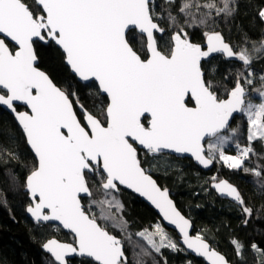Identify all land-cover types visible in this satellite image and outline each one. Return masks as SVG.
I'll return each instance as SVG.
<instances>
[{
  "label": "snow or ice",
  "instance_id": "obj_1",
  "mask_svg": "<svg viewBox=\"0 0 264 264\" xmlns=\"http://www.w3.org/2000/svg\"><path fill=\"white\" fill-rule=\"evenodd\" d=\"M233 2L165 0L166 13L157 14L152 0H33L31 5L27 0H0V106L14 114L35 156L24 185L30 197L26 211L38 223L58 221L75 237L73 243L50 239L43 245L52 264H69L72 256L90 258L94 264H128L122 241L98 223L115 220L112 209L122 210L112 195L119 186L147 197L179 230L187 249L208 264H230L200 234L189 235L190 221L143 166L147 161L140 152L190 153L205 167L218 152L230 168L249 171L244 165L256 154L253 142H264V76L260 102L246 99L244 85L254 83L250 71H237L234 87L221 98L202 61L223 53L246 70L264 56V41L252 44L251 50L247 44L234 49L221 33L211 31L204 33V50L186 31L206 25L213 14L231 16ZM163 15L174 31L162 47L156 34L165 33L157 22ZM258 15L264 20V9ZM134 30L143 38L140 47L134 46ZM38 43L60 48L75 76L97 83L98 94L107 98L100 116L39 69ZM18 105L27 110L18 111ZM237 112L248 117V144H237V155H225L222 146L236 134L230 124ZM206 138L215 141L208 143L207 155ZM0 154L16 155L7 150ZM10 179L15 181L14 176ZM90 180L102 191L103 198L91 202L99 216L81 203V194L93 195ZM215 187L226 189L245 217L253 215L235 187L223 181ZM137 235L156 252L182 251L160 225ZM231 243L242 259L244 245L236 239ZM251 247L259 251L257 245Z\"/></svg>",
  "mask_w": 264,
  "mask_h": 264
},
{
  "label": "trees",
  "instance_id": "obj_2",
  "mask_svg": "<svg viewBox=\"0 0 264 264\" xmlns=\"http://www.w3.org/2000/svg\"><path fill=\"white\" fill-rule=\"evenodd\" d=\"M27 2L33 4V0ZM153 5L157 14L166 13L168 8L165 0H155ZM232 7L235 11L231 16L213 14V18L209 19L206 25L186 28L191 41L204 43V33L216 31L220 32L234 49L244 47L245 44L249 45L250 50L252 44L259 46L264 41V20L259 17L258 12L264 9V0H234ZM180 19L183 23V17ZM157 22L166 30L161 39L167 43L174 29L169 27L166 15ZM135 33L134 46L140 47L143 38L137 31ZM165 43L162 42L161 46H165ZM36 51L40 68L62 89L75 92L80 103L93 114L100 116L107 98L98 94L97 84L94 81L81 83L65 63L62 50L54 44L38 43ZM203 67L206 73H210L208 78L218 88L221 98H225L227 91L234 87L237 71H244L245 74L252 72L254 83L249 87L262 88L260 75L264 74V56L255 58L246 70L235 59H228L223 55L203 61ZM77 111L80 112L78 108ZM232 126L237 127L239 133L234 141H240L245 144L243 147L246 146L248 140L245 114L236 117ZM253 146L256 154L251 155L244 165L249 169L248 172L232 169L218 159H214L211 169L204 170L190 158L171 154L153 156L145 154L143 150L140 152L141 159L147 161L143 166L154 175L162 187L170 190L177 206L192 220L196 233L226 255L232 264H264V255L261 254L264 253V142L256 140ZM235 148L233 144V147L231 145L226 151L237 155ZM5 150L16 155L15 158H9L0 154V264H52L53 259L45 253L43 244L52 237L74 242V237L59 225L34 223L27 216L26 208L30 198L24 185L35 156L14 117L0 106V153ZM253 169L261 171L262 175L256 176ZM13 176L14 182L10 179ZM221 179H226L239 188L246 205L254 210L251 217H245L238 203L220 197L212 189V183ZM244 181L251 182L260 195L245 190L242 186ZM90 184L93 195L83 198L82 202L86 211L91 209L90 214L99 216L98 208L87 201L102 199V191L92 180ZM112 195L123 205L122 210L112 212L115 220L103 223L98 219V222L110 233L121 239L125 238L123 242L128 264H189V261L191 264H205L201 258L188 253L179 243L176 233L167 228L166 231L172 235L182 251L162 248L160 252H156L151 249L137 233L160 224L158 214L139 196L125 188L120 187L119 191ZM246 218L247 224L244 223ZM233 239L244 245L242 259L234 251L231 243ZM252 244L257 245L259 251L252 249ZM70 264L94 262L88 258L76 257Z\"/></svg>",
  "mask_w": 264,
  "mask_h": 264
},
{
  "label": "water",
  "instance_id": "obj_3",
  "mask_svg": "<svg viewBox=\"0 0 264 264\" xmlns=\"http://www.w3.org/2000/svg\"><path fill=\"white\" fill-rule=\"evenodd\" d=\"M154 2V0H152V3ZM160 25V24H159ZM160 27H161V25H160ZM135 31H137L138 32V30H135ZM165 32H166V30H165ZM220 33V32H219ZM165 34V33H164ZM163 34V35H164ZM157 35V38L158 37H160L161 35L159 34V33H157L156 34ZM162 35V36H163ZM222 35V34H221ZM223 36V35H222ZM223 38H224V41L226 42V43H228L229 45H231L226 39H225V37L223 36ZM191 40V39H190ZM191 42H193V41H191ZM194 43V42H193ZM196 44H200L201 45V47L204 49V50H206L207 49V41H206V37H205V42L204 43H196ZM232 46V45H231ZM233 47V46H232ZM234 48V47H233ZM217 55H223L224 57H226L225 56V54H223V53H212V54H210V56L208 57V58H205V60L204 61H208L210 58H212V57H214V56H217ZM227 58V57H226ZM229 59V58H228ZM202 63H203V61H202ZM38 67H39V69L40 70H42V71H44L42 68H40V66H39V62H38V65H37ZM69 67V66H68ZM45 72V71H44ZM72 72V71H71ZM49 77H50V75L47 73V72H45ZM77 77V76H76ZM51 78V77H50ZM52 79V78H51ZM77 79L81 82V83H83V84H88V83H90V82H93V81H83V80H80L78 77H77ZM53 80V79H52ZM54 82V81H53ZM95 82V81H94ZM55 83V82H54ZM96 83V82H95ZM56 84V83H55ZM97 84V83H96ZM57 85V84H56ZM58 86V85H57ZM58 87H60V86H58ZM247 91H248V95H249V90L248 89H246ZM226 98V97H225ZM246 99H247V97H246ZM18 106H20V107H24L23 105H18ZM18 106H17V108H18ZM3 109H5L8 113H10L13 117H14V119H15V116H14V114L10 111V110H8V109H6L5 107H3V106H1ZM86 108V107H85ZM79 109V108H78ZM87 109V108H86ZM25 110H27L25 107L23 108V109H19L18 108V111H25ZM88 110V109H87ZM80 111V110H79ZM89 111V110H88ZM89 112H91V111H89ZM243 113H241V112H237V113H235L234 114V116H233V118H232V120H231V124H230V126L232 125V123H233V121H234V119L236 118V117H238V116H241ZM15 121L17 122V120L15 119ZM17 124H18V122H17ZM19 125V124H18ZM20 127V126H19ZM21 128V127H20ZM22 130V129H21ZM24 134V133H23ZM209 139H212V138H206V141H205V154L207 155V145H206V143H207V141L209 140ZM29 146V145H28ZM29 148H30V146H29ZM30 150H31V148H30ZM32 151V150H31ZM32 153H33V151H32ZM161 154H171V155H175V156H177V157H180V158H190V159H192L196 164H198L199 166H200V168H202V169H204V170H209V169H211L213 166H214V160H213V163L212 164H210L209 166H207V167H205V166H203V165H201L198 161H196V159L190 154V153H175L174 151H172V150H163L162 151V153ZM33 155H34V153H33ZM149 174L152 176V178L156 181V183H157V185L163 190V189H167V188H164V187H162L161 185H160V183L157 181V179L154 177V175H152L150 172H149ZM221 181H223V182H226L227 184H230L231 186H233V187H235L238 191H239V193H240V190H239V188L237 187V186H235L234 184H232V183H230L228 180H226V179H221V180H218V181H215V182H213L212 183V189L220 196V197H223V198H225V199H228V200H230V201H232V202H235V203H238V202H236L234 199H233V197H231V196H228L227 194H226V189H225V191L224 192H222L221 190H219V189H217L216 187H215V185L216 184H218V183H220ZM120 187H122V188H125V189H127V190H129V191H131L132 193H134V194H136L137 196H139L144 202H146L150 207H152L154 210H155V212L158 214V216H159V218H160V220H161V222L164 224V226H166L168 229H170V230H173L175 233H176V235H177V237H178V240H179V243L184 247V249L188 252V253H190L191 255H193V256H195V257H197V258H201L204 262H205V264H208V261L206 260V258L205 257H202V256H199V255H197L193 250H191V249H187V246L185 245V244H183V237H182V234L179 232V230L175 227V225H172V224H170L168 221H166L164 218H163V214L162 213H160V211H159V209H157L156 207H155V205H153L152 203H151V201H149L148 199H147V197H144V196H141L139 193H137L136 191H134L133 189H129V188H127L126 186H119V188ZM168 190V193H169V198L173 201V203H174V205H175V207H176V209L181 213V215H183L186 219H188L189 221H190V223H191V228L189 229V235L190 236H196L197 235V233H196V231H195V226H194V224H193V222H192V220L188 217V216H186L183 212H182V210L177 206V204H176V201L174 200V198L172 197V195H171V192H170V190L169 189H167ZM27 191V190H26ZM241 194V193H240ZM242 196V195H241ZM85 197H90V196H86L85 194H81V203H82V205L84 206V204H83V202H82V199L83 198H85ZM30 198V197H29ZM28 207V206H27ZM85 208V207H84ZM27 209V208H26ZM86 210V209H85ZM26 214H27V216L34 222V223H38L37 221H35V219L31 216V214L30 213H28L27 211H26ZM39 223H42V224H47V223H53V224H56V225H59L65 232H67V233H71L70 232V230H68V229H64L63 228V226L58 222V221H51V222H39ZM99 223V222H98ZM102 226V225H101ZM110 233V232H109ZM72 235H73V237H74V234L73 233H71ZM110 234H112V233H110ZM112 235H114V234H112ZM114 236H116V235H114ZM117 238H119L121 241H122V239L120 238V237H118V236H116ZM50 239H56V240H58L59 242H61V243H73L72 241H64V240H60L58 237H52V238H49L48 240H50ZM205 239V238H204ZM47 240V241H48ZM74 240H75V237H74ZM210 245H211V247L212 248H214L215 250H217L218 252H220L221 254H223L221 251H219L217 248H215L214 246H212V244L207 240V239H205ZM46 241V242H47ZM45 242V243H46ZM44 243V244H45ZM123 243V242H122ZM43 244V245H44ZM124 245V244H123ZM43 250L45 251V253H47V254H49L50 256H51V254L50 253H48L47 251H46V249L43 247ZM124 251H125V245H124ZM125 255H126V257L128 258V256H127V254H126V251H125ZM224 255V254H223ZM225 257H226V255H224ZM76 257H78V258H84V257H79V256H72V257H70L69 258V264H70V261L72 260V259H74V258H76ZM227 258V257H226ZM53 259V258H52ZM88 259H90V258H88ZM227 260H228V258H227ZM229 261V260H228ZM230 262V264H232V262L231 261H229Z\"/></svg>",
  "mask_w": 264,
  "mask_h": 264
},
{
  "label": "rangeland",
  "instance_id": "obj_4",
  "mask_svg": "<svg viewBox=\"0 0 264 264\" xmlns=\"http://www.w3.org/2000/svg\"><path fill=\"white\" fill-rule=\"evenodd\" d=\"M155 1V0H154ZM154 3V2H153ZM165 35V34H164ZM164 35L163 36H160V37H158L157 38V40H158V43L161 45V43L163 42V43H165V41L164 40H162L161 38H163L164 37ZM165 44H167V43H165ZM262 76H264V74H262V75H260V77H262ZM252 79H253V76L251 77ZM91 83V82H90ZM245 86V88L246 89H248L249 90V95L247 96V99H251L254 103H258V102H260V98H259V96H258V90H260V89H251L250 87H249V85H247V84H245L244 85ZM245 114V113H244ZM245 116L247 117V115L245 114ZM231 127V129H235L236 130V134H235V136L234 137H232V138H230V140L228 141V142H226L223 146H222V148H223V151H224V153H225V155H230V156H234L235 154H229V152H227L228 150L227 149H230V147H231V145H232V147H233V144L234 145H236V147H237V144L239 143L240 144V146L242 147L243 145H245V144H243V143H241L240 141H237L236 140V142L234 141L238 136H239V133H238V128L237 127H234V126H230ZM248 129H249V123H248V117H247V128H246V133H247V136H248ZM211 141L210 142H215L214 141V139L212 138V139H210ZM235 142V143H234ZM208 143H209V140H208ZM208 143H206V145L208 146ZM246 146H247V144H246ZM236 149V151H238V148H235ZM227 150V151H226ZM161 155H164V154H161ZM215 160L216 159H218V160H220L219 159V153L218 152H216L215 153V158H214ZM220 161H222V160H220ZM242 186H243V188L245 189V190H247V191H251V192H253L254 194H257V195H260L259 194V191L257 192L255 189V186L251 183V182H248V181H244L243 183H242ZM241 193V192H240ZM242 195V194H241ZM91 202H92V200H90V201H87V203H89V204H91ZM92 207V206H91ZM93 208V207H92ZM112 212L113 211H115V209H112L111 210ZM103 223H107L105 220H101ZM157 225H160L164 230H165V232L172 238V240L174 241V242H176V240L172 237V235L168 232V231H166V226H164V224L161 222V220H160V224H156L152 229H150V230H148V231H154L155 230V228H156V226ZM168 229V228H167ZM145 230H147V229H143L142 231H145ZM127 234V233H126ZM122 237V236H121ZM125 237V236H124ZM159 240V238L157 237V241ZM125 242V238L124 239H122V242ZM123 242V244L125 245V243ZM177 243V242H176Z\"/></svg>",
  "mask_w": 264,
  "mask_h": 264
},
{
  "label": "built area",
  "instance_id": "obj_5",
  "mask_svg": "<svg viewBox=\"0 0 264 264\" xmlns=\"http://www.w3.org/2000/svg\"><path fill=\"white\" fill-rule=\"evenodd\" d=\"M239 144V143H238ZM240 145V144H239ZM235 147H236V145H235ZM241 147V146H240ZM243 147V146H242ZM237 148V147H236ZM237 153H238V151H237Z\"/></svg>",
  "mask_w": 264,
  "mask_h": 264
}]
</instances>
